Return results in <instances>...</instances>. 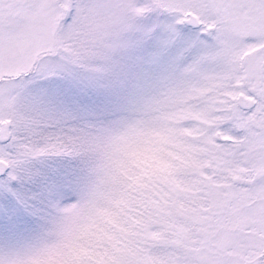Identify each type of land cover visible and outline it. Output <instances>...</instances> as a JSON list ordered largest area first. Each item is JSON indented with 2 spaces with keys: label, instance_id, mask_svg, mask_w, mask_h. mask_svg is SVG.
I'll return each instance as SVG.
<instances>
[{
  "label": "snow or ice",
  "instance_id": "6c2138e0",
  "mask_svg": "<svg viewBox=\"0 0 264 264\" xmlns=\"http://www.w3.org/2000/svg\"><path fill=\"white\" fill-rule=\"evenodd\" d=\"M0 264H264V0H0Z\"/></svg>",
  "mask_w": 264,
  "mask_h": 264
}]
</instances>
